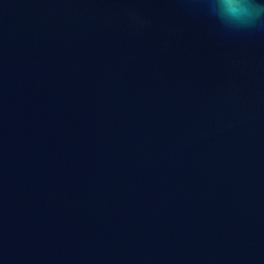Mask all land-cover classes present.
<instances>
[{
  "label": "water",
  "instance_id": "water-1",
  "mask_svg": "<svg viewBox=\"0 0 264 264\" xmlns=\"http://www.w3.org/2000/svg\"><path fill=\"white\" fill-rule=\"evenodd\" d=\"M203 0H0V264H264V30Z\"/></svg>",
  "mask_w": 264,
  "mask_h": 264
},
{
  "label": "clouds",
  "instance_id": "clouds-1",
  "mask_svg": "<svg viewBox=\"0 0 264 264\" xmlns=\"http://www.w3.org/2000/svg\"><path fill=\"white\" fill-rule=\"evenodd\" d=\"M207 14L225 30H264V0H203Z\"/></svg>",
  "mask_w": 264,
  "mask_h": 264
}]
</instances>
